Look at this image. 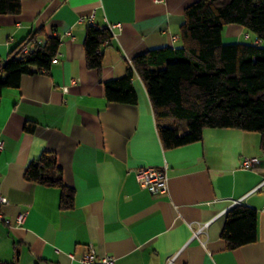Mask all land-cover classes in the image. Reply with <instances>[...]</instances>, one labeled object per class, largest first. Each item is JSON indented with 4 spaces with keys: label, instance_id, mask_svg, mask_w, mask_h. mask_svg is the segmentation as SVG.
I'll return each mask as SVG.
<instances>
[{
    "label": "crops",
    "instance_id": "crops-1",
    "mask_svg": "<svg viewBox=\"0 0 264 264\" xmlns=\"http://www.w3.org/2000/svg\"><path fill=\"white\" fill-rule=\"evenodd\" d=\"M194 1L21 0L18 14H0V66L40 28L60 39L49 70L23 75L0 96L2 212L11 221L25 213L20 224L0 222V264H82L88 245L116 264H264V184L235 203L255 209V240L229 249L221 237L232 201L264 180L260 134L204 128L201 140L165 148L135 71L136 103L104 96L103 82L122 76L137 54L180 45L184 10ZM108 24L119 26L102 45L101 68H89L86 28ZM253 37L227 24L222 40ZM43 151L56 155L73 189L69 207L61 206L58 187L25 177ZM250 157L259 162L243 168ZM164 165L167 192L159 195L132 172Z\"/></svg>",
    "mask_w": 264,
    "mask_h": 264
},
{
    "label": "trees",
    "instance_id": "trees-1",
    "mask_svg": "<svg viewBox=\"0 0 264 264\" xmlns=\"http://www.w3.org/2000/svg\"><path fill=\"white\" fill-rule=\"evenodd\" d=\"M20 8L21 0H0V14H18ZM227 24H238L254 37L225 43ZM111 37L108 27L87 26L84 48L89 68H101L102 44ZM180 40L179 46L137 54L122 76L103 82L106 100L136 103L135 71L145 85L165 148L201 140L204 128H237L258 132L264 150V0H195L184 10ZM59 42L58 35H46L40 28L19 43L0 66V96L4 89L17 88L23 75L49 70ZM24 45H29L25 52ZM24 128L31 131L32 125ZM25 177L58 187L61 206L72 205L73 189L63 182L54 153L43 151L28 164ZM221 237L229 249L254 241L255 209L230 207Z\"/></svg>",
    "mask_w": 264,
    "mask_h": 264
},
{
    "label": "built area",
    "instance_id": "built-area-1",
    "mask_svg": "<svg viewBox=\"0 0 264 264\" xmlns=\"http://www.w3.org/2000/svg\"><path fill=\"white\" fill-rule=\"evenodd\" d=\"M160 1V0H155ZM116 26H119V24H108L107 27L112 32V29ZM110 39L105 40L102 45L108 44ZM255 43L260 42V39L255 38ZM29 48V45H24L21 49V51L25 52ZM67 87H64L66 89ZM2 140H0V150L2 149ZM258 159L256 157H250V158H243L241 162V166L243 168H251L254 165L258 163ZM167 166H161V167H153V166H144V167H138L134 169L133 175L138 182V184L145 188L148 192H150L152 195H159L167 192ZM264 184V180L259 183L258 186L251 189L248 193L243 195L242 197H239L237 199H234L232 201V204L238 203L241 200L245 198L249 193L255 191L259 186ZM7 203V198L3 195V193L0 191V222L4 223L7 226H11L13 223L20 224L22 223L25 213H19L15 216L14 220L11 221L9 218L5 217V215L2 212V207ZM80 261L82 264H116L115 263V257L110 254H103L98 255L96 253V250L91 246H86L85 250L83 251ZM171 261V260H170Z\"/></svg>",
    "mask_w": 264,
    "mask_h": 264
}]
</instances>
